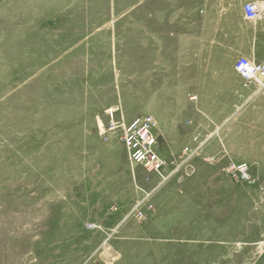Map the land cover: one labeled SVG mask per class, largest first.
<instances>
[{"label":"rangeland","instance_id":"1","mask_svg":"<svg viewBox=\"0 0 264 264\" xmlns=\"http://www.w3.org/2000/svg\"><path fill=\"white\" fill-rule=\"evenodd\" d=\"M235 3L0 0V264H264V141L251 135L264 95L246 99L254 85L231 73L248 46ZM163 21L196 26L184 37ZM109 109L155 117L168 162L210 142L156 186L99 134ZM214 145L226 150L210 164Z\"/></svg>","mask_w":264,"mask_h":264},{"label":"built area","instance_id":"2","mask_svg":"<svg viewBox=\"0 0 264 264\" xmlns=\"http://www.w3.org/2000/svg\"><path fill=\"white\" fill-rule=\"evenodd\" d=\"M243 19L246 21L261 20L264 23V0L247 1L241 7ZM233 69L237 75L244 81L254 83L258 92L264 91V56L260 61H255L245 56H238L233 64ZM108 123L99 124L98 131L103 137L112 135L118 136V140L125 148L126 157L130 169L135 173L136 168L142 169L146 174H156L159 181L156 186L168 180L181 171V168L188 164L200 147L196 149H186L183 153L184 159L175 163V160L168 162L159 155V124L152 115H137L129 120H116L115 110L107 111ZM210 164L217 162L214 156L204 159ZM172 167L164 173L163 171L169 166ZM224 170L226 173L241 178L245 181L252 182L253 177L250 174L249 167L246 163H228ZM154 189V188H153ZM149 198V193L144 192V196L137 202L131 213L139 219L143 218L141 205Z\"/></svg>","mask_w":264,"mask_h":264},{"label":"crops","instance_id":"3","mask_svg":"<svg viewBox=\"0 0 264 264\" xmlns=\"http://www.w3.org/2000/svg\"><path fill=\"white\" fill-rule=\"evenodd\" d=\"M247 1H258V0H237V3H235V4L239 6L240 11H241V15H242V10H241L242 4L244 2H247ZM242 19H243V15H242ZM244 21L248 24L247 28H246L247 35H248V46L239 48L238 49V53L240 55H242V56H245L247 58H251V59H253L255 61H260L263 58V56H264V23L261 20H256V21H253V22L246 21V20H244ZM163 24H166L165 28H168V30L170 32L171 31L181 32V36L184 35V37H185V34L187 33L186 31H188V29L189 30H190V28L193 29L196 26V24H194V23H189V24H183L182 23V24H180V26L179 25L172 26L171 24H169L167 22H164V21H163ZM223 25H225V23H223V22L217 24V28L216 29H217V33H218L219 36L222 35V33L219 30L223 27ZM197 29H200L199 24H197ZM181 30H184L185 32L181 31ZM259 34L262 36V38H261V40L259 42L258 41L256 42V39H257L256 35H259ZM166 46L167 45H165V47ZM234 62H235V59L232 61V64L230 66L231 73H232V71L235 72L234 69H233ZM178 81H179V83L181 81L179 77H178ZM246 82L247 83H246L245 87L249 86V84H252L255 87V89L251 92V94H249L247 96L246 99H248L253 94H257V93H260L261 95H264V91H260V92L257 91L258 88H257V86L254 83L248 82V81H246ZM195 99H197V98H195ZM210 99H211V101H215L214 103H212V102L209 103L210 105L214 104V105L220 106L217 103H221V98H219V97H211ZM260 104H261V106L259 108V111L256 114V119H255V121L253 123L256 126V128H255L254 132H251V135H253V137H254L252 140L255 141V142L264 141V106H263L264 105V100H262L260 102ZM250 124H252V123L250 122ZM253 124H252V126H253ZM208 137L209 136L207 135L206 138H208ZM220 141L222 142V139H220ZM209 142H210V139L205 140L204 145L202 146L203 149L208 145ZM202 147H200V148H202ZM207 148H208L207 149V153H210V154H206L205 157L214 156V154H217V153H222L221 156H220V157H222V156H224V153H225V150H226L223 147V149L218 151L216 145L210 146V147H207Z\"/></svg>","mask_w":264,"mask_h":264}]
</instances>
